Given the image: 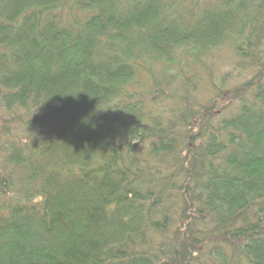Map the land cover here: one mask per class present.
I'll return each instance as SVG.
<instances>
[{
    "label": "trees",
    "instance_id": "obj_1",
    "mask_svg": "<svg viewBox=\"0 0 264 264\" xmlns=\"http://www.w3.org/2000/svg\"><path fill=\"white\" fill-rule=\"evenodd\" d=\"M0 264H264V0H0Z\"/></svg>",
    "mask_w": 264,
    "mask_h": 264
},
{
    "label": "rangeland",
    "instance_id": "obj_2",
    "mask_svg": "<svg viewBox=\"0 0 264 264\" xmlns=\"http://www.w3.org/2000/svg\"><path fill=\"white\" fill-rule=\"evenodd\" d=\"M180 1H182V0H180Z\"/></svg>",
    "mask_w": 264,
    "mask_h": 264
}]
</instances>
